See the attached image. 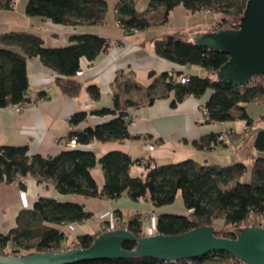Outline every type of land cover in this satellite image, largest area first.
Listing matches in <instances>:
<instances>
[{"label":"trees","instance_id":"trees-1","mask_svg":"<svg viewBox=\"0 0 264 264\" xmlns=\"http://www.w3.org/2000/svg\"><path fill=\"white\" fill-rule=\"evenodd\" d=\"M249 0H151L148 9L138 10L139 0H120L117 5V19L127 33L145 32L155 26L165 25L171 13L179 6L189 13L202 10L221 14L224 18L214 31L237 29L247 10ZM14 0L0 2V9H11ZM107 5L101 0H29L26 14L40 17L54 24L69 26H94L100 23ZM153 13L151 18L148 14ZM231 19L236 20L231 22ZM151 44L155 54L177 64L197 66L208 72L207 78L190 76L189 84L178 82L174 74L157 77L150 74L152 84L146 89L147 101L173 94L172 107H176L188 97L202 98L209 91L211 96L203 105L207 110V124L244 121L249 130L255 121L249 116L247 106L264 99V76L253 77V82L236 88L229 82H221L218 71L229 61V56L213 49L196 45L183 33L175 32L153 38ZM14 47L19 50L13 49ZM110 49V42L98 35H77L71 38L67 47H47L43 38L28 33H10L0 36V107L24 106L30 104L27 61L39 58L43 65L57 74L55 79L61 91L68 97L77 98L82 91V83L76 79L81 71V61L95 62ZM124 77V73L119 74ZM126 91L132 87L145 90L139 85L120 84ZM170 80V82H167ZM174 80V81H173ZM162 89V94L157 91ZM88 93L94 100L101 97L97 85H90ZM115 109H103L93 115H116L110 122L79 129L87 119L86 113H77L70 119L72 130L68 139L82 146L95 143L117 142L130 139L127 104L122 103L119 94L114 95ZM264 121V116L261 118ZM219 133L204 136L194 142L200 150H211L218 146ZM255 151L264 154V132L255 134ZM101 165L106 182L100 187L91 171ZM143 164L145 177H132L131 169ZM244 163L231 166L204 165L194 160L158 166L147 160H133L128 154L115 151L102 157L94 152L66 150L55 157L44 158L29 154L28 146H3L0 148V183H19V178L33 176L39 183L53 181L62 195L82 196L97 199H119L128 193L131 200L138 202L149 197L156 207L174 205L182 199L190 216L162 215L157 220L156 234L179 235L194 229L212 226L215 234L222 238H237L238 232L251 226L264 228V155L255 159L252 180L242 183L247 173ZM25 186H21L24 189ZM92 213L80 203H61L56 200L41 199L33 210L23 211L17 218V227L8 234L0 233V254L6 257L32 253L89 249L97 236L78 237L66 246L67 235L58 227L83 223L91 219ZM127 230L137 238L146 236L143 220L131 219ZM106 227V226H105ZM104 232H107L105 230ZM135 242H124L122 248L134 250ZM245 264L226 252H212L193 260V264H213L212 261ZM81 264H168L150 258L136 257L130 260L95 261ZM180 264H188L181 261Z\"/></svg>","mask_w":264,"mask_h":264},{"label":"crops","instance_id":"crops-1","mask_svg":"<svg viewBox=\"0 0 264 264\" xmlns=\"http://www.w3.org/2000/svg\"><path fill=\"white\" fill-rule=\"evenodd\" d=\"M28 1L14 0L11 9H0V36L28 33L43 38L47 47H67L71 45L73 36L98 35L109 40L110 49L95 62H89L87 59L81 61V71L76 79L82 83V91L77 98L68 97L61 91L55 81L57 74L45 67L39 58L28 59L30 84L28 96L31 103L21 106L20 109L17 106L0 107V148L28 146L30 155H40L44 158L55 157L63 151L73 149L94 152L99 158L110 152L119 151L128 154L133 160L142 162L150 160L152 164L158 166L186 160L200 163L191 158V154L205 156L219 153L220 159L244 163L248 170L241 182H251L253 163L256 158L264 155L255 151L254 145L245 156H240L237 152L243 148L242 146H238V150L235 149L236 154L228 152L227 149L219 150L220 146L229 147L226 145H218L211 150H200L195 146L194 142H200L204 136L212 133L221 134L232 130L234 136L230 146H234L242 136L230 126L232 122L206 123L200 107L209 100L210 91L202 98L188 97L176 107H172L173 94L167 98L156 99L153 104H141V100H138L141 98L142 101H147L145 91L153 82L150 78L151 73L157 77L165 74H174L175 78L181 75L208 77V72L197 66L181 65L157 56L151 40L175 32L183 33L189 40L190 35L208 33L209 28L215 26L217 22V19H214L217 14L205 11L191 14L184 7L179 6L171 13L165 25L155 26L145 32L127 34L117 25V6L113 14L104 16L97 25L74 27L54 24L40 17L27 16ZM150 31L157 36L147 39L145 36ZM13 49L19 50L17 47ZM121 72L125 75L123 78L119 76ZM117 78L120 84L128 83L132 86L137 84L145 91L129 87L122 92L118 88ZM90 85L99 87L101 93L99 100H94L88 93ZM115 94H119L122 103L127 104L128 131L131 138L88 146L80 145L82 146L80 149L74 147V142L68 139L72 130L71 117L77 113L87 114V119L78 126L81 130L110 122L116 115L98 116L93 113L103 109L113 111ZM261 112L260 117L249 112L248 114L256 122L264 116L262 109ZM256 127H264V123L257 124ZM245 130L249 131L247 125ZM204 165L231 166L218 163ZM134 167H140L139 177H145L146 170L143 164ZM131 171L130 175L135 177ZM91 173L97 184L100 187L104 186L106 177L102 166L97 165ZM41 199L56 200L61 203H80L92 213L91 219L83 223L58 227L70 234L67 236L66 245L81 236L99 235L103 226L114 216L120 218L119 225L127 224L134 217H139L143 220L144 229H150L156 226V221L162 215L187 217L190 213L181 198L172 206L156 207L149 197L134 202L128 193L113 200L62 195L53 181L39 183L33 176H28L24 189H21L18 183H0V233L6 235L15 229L20 213L33 210ZM215 264L234 263L220 261Z\"/></svg>","mask_w":264,"mask_h":264},{"label":"water","instance_id":"water-1","mask_svg":"<svg viewBox=\"0 0 264 264\" xmlns=\"http://www.w3.org/2000/svg\"><path fill=\"white\" fill-rule=\"evenodd\" d=\"M196 45L229 56L218 71L221 82L236 88L264 76V0H249L247 10L237 29L200 32L190 35ZM264 132V127L251 130ZM86 151V150H83ZM124 242H135L134 250L122 248ZM212 252H226L245 264H264V228L251 226L238 232L237 238H222L215 228L205 226L179 235H153L137 238L125 229L100 234L89 249L32 253L6 257L0 254V264H81L95 261L150 258L165 263L195 260Z\"/></svg>","mask_w":264,"mask_h":264},{"label":"rangeland","instance_id":"rangeland-1","mask_svg":"<svg viewBox=\"0 0 264 264\" xmlns=\"http://www.w3.org/2000/svg\"><path fill=\"white\" fill-rule=\"evenodd\" d=\"M0 1H4V0H0ZM101 1H104L107 5V8H106V12H105V16H109L111 13L113 14L114 12V8L117 6V4L120 2V0H101ZM150 3V0H139L138 2V5H137V8L139 11L141 12H144L148 9V6H149V3ZM217 14L214 19H217V22L215 23V26L209 28V31L212 32L214 31L216 25L218 24V22L223 19L224 17L221 15V14H218V13H215ZM151 16H153V13L151 14H148V17L151 18ZM236 20L234 19H231V22H235ZM154 27H152L150 30H152ZM157 34H154L153 32H149L145 37L148 39H151L152 37H156ZM123 82V81H122ZM142 91H145V90H142ZM122 92H124L122 90ZM158 94H162V89H160L159 91H157ZM124 95V94H123ZM139 101L141 100L142 102V99H138ZM138 101V102H139ZM248 108V112L249 114L251 115H256L257 117H260L259 115H261V109L264 111V99H260L258 101H256L255 103H251L247 106ZM233 124L230 125L231 127H233L234 129H236L240 134H242V136L239 138V140L235 143L234 146H230V145H227V144H219V145H226V146H229V147H223V146H220L219 147V150H223V149H227L228 152H232L233 154H236V150H238V146H242L243 148L238 150L237 152H239L240 156H245V153L248 152V151H251L253 149V145H254V141H255V134H252L251 130H254L255 128H258L256 127L257 124H263L264 121L262 120H258L255 122V127L249 131H246L245 128H246V123L244 121H235V122H232ZM228 131V130H227ZM234 136V132L232 134V137ZM232 137H231V141H232ZM215 153L211 154V155H205V156H198V155H193L191 154V158L193 159H196L197 161H199L200 163L202 164H215V163H218V164H222V165H233L235 162H229V160H226L225 158H219V153L217 155H214ZM179 161V160H178ZM144 162H147V161H144ZM233 163V164H231ZM135 169V171H134ZM134 169L131 171V174L135 177H139L141 176V174L139 173L138 174V171L140 170V167H134ZM247 181V180H246ZM20 185V183H18ZM21 187V185H20ZM179 201H177L176 203H178ZM191 215V212L188 213V216ZM148 217V215H147ZM123 225H126V224H123ZM156 225H157V221H156ZM120 226V225H119ZM127 226V225H126ZM147 229V228H146ZM152 229L153 231H156V226H154V228H150ZM66 235L70 236L69 232H66ZM66 243H67V240H65L63 242V245L66 246ZM70 243V242H69ZM68 243V244H69ZM220 261H216L213 260L212 263L215 264V263H218Z\"/></svg>","mask_w":264,"mask_h":264},{"label":"built area","instance_id":"built-area-1","mask_svg":"<svg viewBox=\"0 0 264 264\" xmlns=\"http://www.w3.org/2000/svg\"><path fill=\"white\" fill-rule=\"evenodd\" d=\"M203 11H205L207 13H211L210 10H202L200 12H203ZM116 13H117V11H116ZM117 25L121 26L120 21H117ZM190 81H191V77L189 75H181L178 78V82L183 84V85L189 84ZM167 82H170V80H168ZM17 107L20 109L21 106L18 105ZM200 111H201V114H202L203 117L207 116V110L205 109L204 106L200 107ZM132 125H134V123ZM232 134H233L232 130L224 131L223 133H221L218 136L217 143L230 145L231 144ZM73 142H74V147H79V149L82 147V146L78 145L74 140H73ZM143 163L145 164L146 162H143ZM152 168H154V164H152ZM19 183H20L21 186H26L27 178H24V177L19 178ZM120 221H121L120 218H118L117 216H114L113 218L110 219V221L107 222L106 225L103 226V229L100 231L99 235L104 233L105 230H107V232L108 231H114V230H117V229H125V230H127V226L126 225H120L119 226ZM144 230H145L146 236L157 235L156 231H153L152 229H144ZM187 261H188V264H193V260H187ZM168 264H172V263H168ZM174 264H180V262H177V263H174Z\"/></svg>","mask_w":264,"mask_h":264}]
</instances>
